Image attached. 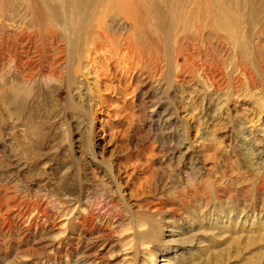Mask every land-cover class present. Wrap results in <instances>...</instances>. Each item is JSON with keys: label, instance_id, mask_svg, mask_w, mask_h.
Wrapping results in <instances>:
<instances>
[{"label": "rangeland", "instance_id": "374dc122", "mask_svg": "<svg viewBox=\"0 0 264 264\" xmlns=\"http://www.w3.org/2000/svg\"><path fill=\"white\" fill-rule=\"evenodd\" d=\"M222 2L160 80L52 76L0 22V264H264V0Z\"/></svg>", "mask_w": 264, "mask_h": 264}, {"label": "bare ground", "instance_id": "6f19581e", "mask_svg": "<svg viewBox=\"0 0 264 264\" xmlns=\"http://www.w3.org/2000/svg\"><path fill=\"white\" fill-rule=\"evenodd\" d=\"M222 3V0H0V22L34 31L33 36L19 33V38L12 31L7 36L8 42L29 46L26 55L31 54L30 49L35 51L36 39L50 42L52 46L44 58L55 66L46 72L52 76L59 77L60 71L82 75L94 72L106 80L114 64L120 81L131 80L142 70L160 80L166 66H176L182 50L192 58V53L180 44L179 33L187 39L189 31L199 34L206 30L217 33L219 28L233 29L231 25L237 23V18ZM9 8L20 18L7 14ZM57 36L61 40L56 46ZM172 42L177 47L173 51ZM171 54L175 55L173 62L168 61ZM181 72L182 66L177 65L176 73ZM104 255L105 250L99 253Z\"/></svg>", "mask_w": 264, "mask_h": 264}]
</instances>
